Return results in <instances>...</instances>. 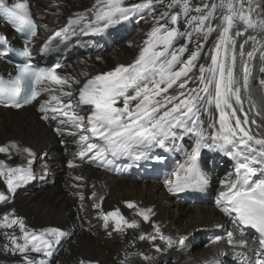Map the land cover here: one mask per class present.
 Here are the masks:
<instances>
[{"label": "snow or ice", "instance_id": "1", "mask_svg": "<svg viewBox=\"0 0 264 264\" xmlns=\"http://www.w3.org/2000/svg\"><path fill=\"white\" fill-rule=\"evenodd\" d=\"M124 4L125 0H95L92 8L69 16L65 26L41 43V53H58L74 36L100 35L134 16H151L152 26L131 63L119 64L81 81L60 74L59 63L46 67L34 64L32 49L38 25L29 0H0V18L24 36L22 47L12 51L0 48V56L24 58L16 63L15 74L0 77V106L21 109L38 102L42 119L56 121L58 134L63 136L67 131V135L78 137V158L101 167L115 165L120 159L136 165L142 160H163L164 156L155 154L154 150L183 153V162L171 172L172 178L164 181L171 193L190 189L204 191L209 179L200 164L202 150L223 153L235 161V179H230V173L229 178L220 182L226 190L219 192L217 204L228 215H234L238 225L261 234L260 252L252 251L257 256V264H264V178L253 179L258 174L264 177V138L251 133L242 89L234 76L239 56L243 60L242 85L248 89L250 63L244 59V48L250 41L255 44L256 38L248 37L239 44L237 52L236 37L246 33L232 34L237 19L247 28L264 30V20L254 19L264 15V0H220L219 4L208 0H200L198 4L192 0H168L167 3L140 0ZM158 8L164 10L157 11ZM218 9L223 10L219 15ZM181 16L183 30L179 27ZM6 39L0 35V41ZM181 39L184 42L178 44ZM256 51L254 47L247 57L251 59ZM261 73L264 75V67ZM258 83L264 87V79ZM44 94L47 99L39 100ZM213 109L218 114L216 118H213ZM189 137L191 143L185 145ZM10 149L24 159L15 166L0 160V177L4 178L8 194L36 178L32 167L35 153L11 142L0 145V154H7L11 159ZM69 166L76 167L71 162ZM74 179L81 181L83 177ZM8 194L0 191V203L8 202ZM78 195L81 200L85 198L83 193ZM88 198L97 200L93 207L99 210L106 229L109 222L116 232L139 226L119 209L104 212L101 203L104 197H98L96 191ZM126 206L137 209L134 202H127ZM137 215L150 222L154 212L151 208H141ZM153 228L154 234H141L138 239L151 241L155 251L160 252L157 240L171 245L173 238L165 236L159 226L153 225ZM0 229L5 230L0 236L7 241L3 247L10 254H19L20 264H48V258L67 235L57 226L39 231L30 229L14 209L0 214ZM227 237L234 249L248 248L247 241H235L232 232ZM186 239L180 236L175 242L184 245ZM234 255L247 259L246 251H235ZM134 257L151 259L144 252L126 250L122 258L118 256V264H131ZM78 264H99V261L80 259Z\"/></svg>", "mask_w": 264, "mask_h": 264}, {"label": "bare ground", "instance_id": "2", "mask_svg": "<svg viewBox=\"0 0 264 264\" xmlns=\"http://www.w3.org/2000/svg\"><path fill=\"white\" fill-rule=\"evenodd\" d=\"M135 2L140 0H125L124 6ZM199 2L200 0H192L193 4ZM208 2L219 4L220 0ZM94 3L95 0H34L40 36L51 35L66 25L69 16L92 8ZM221 11L223 10L218 9L217 15ZM256 19L264 20V15H259ZM240 22L242 21L238 19L235 22L233 35ZM151 26V16L144 14L110 27L100 35L73 37L72 44L77 42L79 48L74 49L75 55L62 71L83 81L92 75L112 70L119 64L131 63L138 55V50ZM179 27L184 29L183 16ZM131 29L135 32L128 35V30ZM251 37L256 38V43L252 47L257 49L256 55L251 59L247 56L244 58L249 60L250 70L258 72L255 73V84L264 92V87L258 83L264 79L261 73V68L264 67L262 55L264 47L258 48V44L264 42V33L253 34ZM212 39H215V34ZM183 42L181 39L178 44ZM249 43L245 45V52ZM96 57L101 59L97 60ZM241 62L237 59L236 70L239 66L242 67ZM238 71L242 74L241 68ZM241 89L244 102L249 103L250 87ZM256 99L257 104L252 112L255 119L258 118V109L260 115L264 114V99L260 97ZM217 116L213 109V118ZM205 119L207 120V117ZM248 119L249 126L259 130L250 125L253 118ZM257 138H264V131L259 133ZM77 140L78 137H75L74 141ZM11 142H15L21 148H30L35 153L32 167L36 178L19 185L14 193L8 194L4 178L0 177V191L9 195L8 202L0 203V214L14 209L15 214L24 218L30 229L39 231L45 227L57 226L67 233L54 254L48 258V264H52L50 261L54 258L58 261L56 264H78L80 259L99 261V264H118V256L122 258L126 250L144 252L151 258L145 260L134 257L131 264H212L213 261L215 264L231 263L229 257L225 255L233 248L227 242V233L232 232L235 241H239L237 234L230 230L231 225L238 224L234 215L230 216L224 212L223 207L217 204V200L219 192L226 190L220 182L229 178L230 173L232 174L230 179L234 180L235 173L234 168H231L233 163L231 158L223 153L202 150L200 164L209 179L204 191L190 189L181 193H171L164 181L172 178L171 172L185 158L183 153L178 151L154 150L155 154L163 155L164 159L142 160L138 165L127 159H120L115 165L101 167L99 164L94 165L78 159L76 167L69 170L62 164L65 154L59 147L57 136L51 131V127L40 119L35 107L30 106L18 110L0 108V145H8ZM184 143L189 145L191 138H186ZM10 151L13 153L11 159L7 154H0V160H6L13 166L21 164L24 157L17 155L14 149ZM76 153H73L74 157H77ZM75 176H82L83 180L76 181ZM92 191H96L98 197H104L101 202L104 212L119 209L129 221L134 219L139 226L126 229L124 232H116L114 225L109 222L106 229L98 215L99 210L93 207L97 200L88 198ZM78 193H83L85 198L81 200ZM127 202H134L137 209H129L126 206ZM141 208L153 210L154 215L150 222L143 221L142 217L137 215ZM153 225L159 226L165 236L173 238L171 245L157 240L156 243L162 249L160 252L155 251L151 241L138 239L141 234H154ZM3 231L5 230L0 229V232ZM15 231L19 235V229L16 228ZM180 236L187 237L184 245L175 242ZM5 243L7 241L0 236V264H20L21 257L9 254L3 247Z\"/></svg>", "mask_w": 264, "mask_h": 264}, {"label": "rangeland", "instance_id": "3", "mask_svg": "<svg viewBox=\"0 0 264 264\" xmlns=\"http://www.w3.org/2000/svg\"><path fill=\"white\" fill-rule=\"evenodd\" d=\"M168 2V0H165V3H167ZM164 9L163 8H158L157 9V11H163ZM140 23V22H139ZM131 28V27H130ZM130 28H126V29H130ZM133 32H135V30L134 29H131V30H128V35H130L131 33H133ZM126 35V34H125ZM124 35V36H125ZM240 68H241V66H239L238 67V70H240ZM236 70V69H235ZM238 70H236V71H238ZM62 164H63V160H62ZM9 254H10V252H9ZM13 255V254H12ZM33 255H36V254H33ZM15 256H17V257H20V255L19 254H16ZM50 263H52V264H56V263H58V261H57V259H52L51 261H50Z\"/></svg>", "mask_w": 264, "mask_h": 264}]
</instances>
